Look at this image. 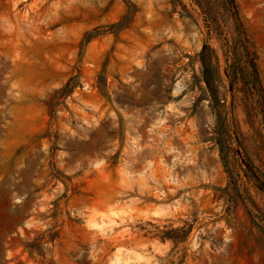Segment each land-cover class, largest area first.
<instances>
[{
    "label": "rangeland",
    "instance_id": "1",
    "mask_svg": "<svg viewBox=\"0 0 264 264\" xmlns=\"http://www.w3.org/2000/svg\"><path fill=\"white\" fill-rule=\"evenodd\" d=\"M0 264H264V0H0Z\"/></svg>",
    "mask_w": 264,
    "mask_h": 264
}]
</instances>
